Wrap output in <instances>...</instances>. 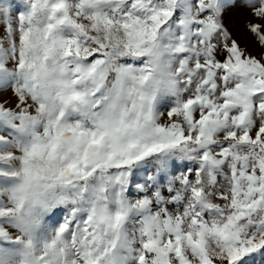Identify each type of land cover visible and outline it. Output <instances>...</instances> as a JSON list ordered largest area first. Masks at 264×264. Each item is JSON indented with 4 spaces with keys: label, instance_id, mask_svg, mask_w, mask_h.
Here are the masks:
<instances>
[{
    "label": "snow or ice",
    "instance_id": "snow-or-ice-1",
    "mask_svg": "<svg viewBox=\"0 0 264 264\" xmlns=\"http://www.w3.org/2000/svg\"><path fill=\"white\" fill-rule=\"evenodd\" d=\"M0 264H264V0H0Z\"/></svg>",
    "mask_w": 264,
    "mask_h": 264
},
{
    "label": "rangeland",
    "instance_id": "rangeland-1",
    "mask_svg": "<svg viewBox=\"0 0 264 264\" xmlns=\"http://www.w3.org/2000/svg\"><path fill=\"white\" fill-rule=\"evenodd\" d=\"M243 43V42H242Z\"/></svg>",
    "mask_w": 264,
    "mask_h": 264
}]
</instances>
